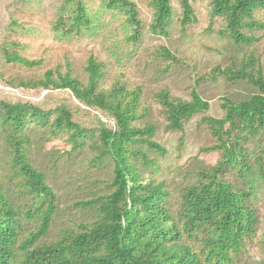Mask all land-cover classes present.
Here are the masks:
<instances>
[{
	"label": "trees",
	"instance_id": "obj_1",
	"mask_svg": "<svg viewBox=\"0 0 264 264\" xmlns=\"http://www.w3.org/2000/svg\"><path fill=\"white\" fill-rule=\"evenodd\" d=\"M109 10L123 12L133 28L129 38L139 43L143 23L137 4L132 0H107ZM184 29L195 24L197 17L191 0H179ZM57 30L65 35L80 34L92 22L84 0H67ZM154 11L149 31L153 36L169 37L174 17L172 0H151ZM69 9V10H68ZM264 10V0H213L212 13L226 21V30L237 45L260 41L254 32L264 29L256 19ZM11 24L18 20L10 17ZM16 42L2 41L0 56L9 64L34 68L41 64L23 57ZM164 55L175 59L169 49ZM255 57L230 75L232 80H247L257 92L239 101L226 99L223 119L206 117L224 152V160L210 171L200 174L198 183L187 185L176 207L165 181L146 177L135 159L151 161L140 150L146 145L165 156L167 149L153 140L156 127L137 124L148 115L141 109L143 91L128 88L121 81L111 88L103 86L104 64L91 56L86 83L70 73L49 70L43 78L21 82L20 86L37 96L46 92L65 94L66 100L54 108L27 99L0 98V139L11 154L14 178L19 194L0 176V264H233L258 230L259 216L252 203L254 192L223 179L226 169L251 171V157L244 141L258 138L264 132V71ZM2 74L0 73V79ZM192 101L172 97L162 90L156 98L169 122L167 129L181 131L194 116L210 110V103L193 92ZM84 116L101 122L98 130L88 127ZM102 118L115 122V128L102 123ZM50 128L54 135L68 133L75 148L90 147L98 163H113V190L91 202L80 205L97 207L98 220L79 231L68 229L55 242L45 238L57 213L58 196L47 182L46 174L31 161L30 127ZM214 149V148H213ZM0 145V173L3 170ZM264 176V146L255 160ZM20 195V196H17ZM28 195L31 204L23 210L18 202ZM25 219V220H23ZM38 219L39 225L22 240L24 221Z\"/></svg>",
	"mask_w": 264,
	"mask_h": 264
},
{
	"label": "rangeland",
	"instance_id": "obj_2",
	"mask_svg": "<svg viewBox=\"0 0 264 264\" xmlns=\"http://www.w3.org/2000/svg\"><path fill=\"white\" fill-rule=\"evenodd\" d=\"M67 0H0V44L2 41L16 42L13 48L32 61L41 62L34 68L20 64H9L0 56V98L27 99L54 108L66 100L65 94L46 92L37 96L34 91L20 86L21 82H33L43 78L52 70L55 76L70 73L86 83V67L91 56L104 64L102 83L111 88L116 82L128 88L139 87L143 91L141 109L148 115L137 124H153L157 131L153 140L167 149L161 156L146 145L139 148L151 161L145 164L141 157L135 159L146 177L165 181L171 192V201L178 206L183 189L201 180L203 171H210L224 160V152L211 127L203 122L206 117L223 119L226 99L239 101L257 92V87L247 80H232L230 75L240 70L244 62L255 57L257 66L264 71V29L254 32L260 41L252 45H237L226 30V21L212 13L213 0H191L197 22L184 29L181 25L182 11L179 0H172L174 17L169 37L153 36L149 26L154 11L151 0H132L137 4L143 23V37L137 44L129 38L133 28L127 16L107 8V0H84L92 24L80 34L65 35L57 30L59 18L64 14ZM69 10V9H68ZM10 17L18 20L11 24ZM264 23V10L255 15ZM169 49L175 59L164 55ZM168 90L172 97L184 101L193 100V92L210 103V110L194 116L181 131H170L164 108L156 94ZM82 121L93 129L101 122L91 116ZM102 123L115 128L113 120L102 118ZM32 140L28 155L33 164L46 174L47 182L55 190L57 213L49 234L43 242L52 243L65 230L79 231L98 220L97 207L80 205L110 193L113 178V163L110 160L98 163L90 147L75 148L68 133L54 135L50 128L30 127ZM251 157V171L226 169L223 179L254 192L252 203L257 209L259 226L243 252L233 264H264V176L259 173L255 160L264 146V132L258 138L243 142ZM2 147L3 170L1 180L12 191L19 194L21 177L14 178L11 154L5 141ZM214 148V149H213ZM20 196V195H17ZM23 210L31 204L28 195L18 201ZM25 220V219H23ZM22 240L39 225L38 219L24 221Z\"/></svg>",
	"mask_w": 264,
	"mask_h": 264
}]
</instances>
